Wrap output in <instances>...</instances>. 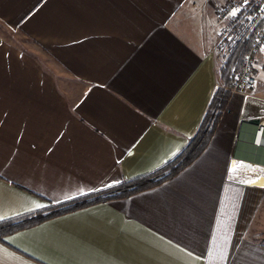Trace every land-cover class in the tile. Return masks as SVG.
<instances>
[{
	"label": "crops",
	"instance_id": "1",
	"mask_svg": "<svg viewBox=\"0 0 264 264\" xmlns=\"http://www.w3.org/2000/svg\"><path fill=\"white\" fill-rule=\"evenodd\" d=\"M227 1L0 0V223L172 162L221 85ZM263 117L232 92L176 176L10 235L0 264H264Z\"/></svg>",
	"mask_w": 264,
	"mask_h": 264
},
{
	"label": "trees",
	"instance_id": "2",
	"mask_svg": "<svg viewBox=\"0 0 264 264\" xmlns=\"http://www.w3.org/2000/svg\"><path fill=\"white\" fill-rule=\"evenodd\" d=\"M253 40L254 34L252 33L239 43L231 54L223 60L220 68L221 85L215 90L204 118L195 135L191 138L183 151L172 162L149 175L125 182L119 186L84 196L31 215L1 222L0 243H4V239L10 235L39 225L49 219L84 209L98 203L106 202L108 200L127 197L143 190L158 186L164 181L176 176L179 172L195 161L207 148L216 131L220 117L222 116V113L224 112L231 97V90L234 87L236 76L241 71L242 59L251 49Z\"/></svg>",
	"mask_w": 264,
	"mask_h": 264
},
{
	"label": "built area",
	"instance_id": "3",
	"mask_svg": "<svg viewBox=\"0 0 264 264\" xmlns=\"http://www.w3.org/2000/svg\"><path fill=\"white\" fill-rule=\"evenodd\" d=\"M236 11V15L231 13ZM217 18L224 25L220 30L216 49L223 60L245 38L254 34L251 49L242 59L241 71L236 77L231 92L250 90L256 83L254 64L256 56L264 47V0H229L217 9ZM250 124V123H249ZM254 126L253 144L256 147L264 146V117Z\"/></svg>",
	"mask_w": 264,
	"mask_h": 264
},
{
	"label": "rangeland",
	"instance_id": "4",
	"mask_svg": "<svg viewBox=\"0 0 264 264\" xmlns=\"http://www.w3.org/2000/svg\"><path fill=\"white\" fill-rule=\"evenodd\" d=\"M218 59L223 61L221 54L219 55ZM254 72L256 77V83L254 87L243 92H246L252 99L261 102L264 106V47L259 50L256 56Z\"/></svg>",
	"mask_w": 264,
	"mask_h": 264
},
{
	"label": "snow or ice",
	"instance_id": "5",
	"mask_svg": "<svg viewBox=\"0 0 264 264\" xmlns=\"http://www.w3.org/2000/svg\"><path fill=\"white\" fill-rule=\"evenodd\" d=\"M233 16H235L236 15V11H233L232 13H231ZM238 167H240V165H236V166H234L233 167V171H236V168H238Z\"/></svg>",
	"mask_w": 264,
	"mask_h": 264
},
{
	"label": "water",
	"instance_id": "6",
	"mask_svg": "<svg viewBox=\"0 0 264 264\" xmlns=\"http://www.w3.org/2000/svg\"><path fill=\"white\" fill-rule=\"evenodd\" d=\"M259 122V120L258 119H255V120H250V124H257Z\"/></svg>",
	"mask_w": 264,
	"mask_h": 264
}]
</instances>
